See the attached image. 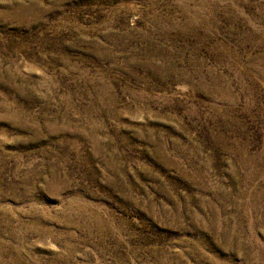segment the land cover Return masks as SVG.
I'll list each match as a JSON object with an SVG mask.
<instances>
[{
	"label": "rangeland",
	"instance_id": "rangeland-1",
	"mask_svg": "<svg viewBox=\"0 0 264 264\" xmlns=\"http://www.w3.org/2000/svg\"><path fill=\"white\" fill-rule=\"evenodd\" d=\"M0 264H264V0H0Z\"/></svg>",
	"mask_w": 264,
	"mask_h": 264
}]
</instances>
